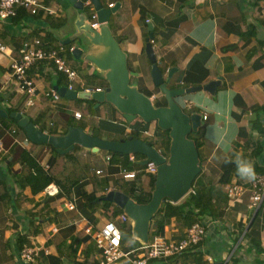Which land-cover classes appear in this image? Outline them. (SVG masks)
Wrapping results in <instances>:
<instances>
[{
  "label": "crops",
  "instance_id": "obj_1",
  "mask_svg": "<svg viewBox=\"0 0 264 264\" xmlns=\"http://www.w3.org/2000/svg\"><path fill=\"white\" fill-rule=\"evenodd\" d=\"M94 1L103 11L111 10L104 25L119 40L129 86L155 108L166 107L167 101L153 82L147 45L152 46L167 89L203 88L217 82L214 93L200 90L176 98L187 116L198 117L189 139L197 143L199 173L189 194L212 197L214 216L198 222L205 233L197 245L147 264H264V194L258 207L250 208L251 182L264 177V0H75L82 9L69 0H37L36 14L19 8L14 17L0 20V42L7 48L0 55V110H15L11 114L50 137H64L70 128H80L105 142L129 137L145 142L164 149L166 157L168 132L155 121L145 123L138 117L128 121L108 102L46 98L47 90L69 83L51 61L39 62L27 72L34 96L20 91L11 76V61L25 48L36 49L34 42L39 40L44 50L64 46L62 59L76 74L70 83L73 91L107 89L106 74L72 54L73 49H81V56L102 51L91 46L79 28V22H90ZM77 112L80 119L74 117ZM11 114L0 118L14 120ZM26 139L15 120L0 121V264H100L94 234L110 221L122 233L123 252L141 245L132 236L131 221L121 220L126 215L112 194L137 204L151 197L155 174L146 172L145 156L80 145L61 154L48 143ZM237 158L252 165L253 179L238 174ZM124 172L135 177L125 179ZM226 186L240 187L239 197L228 198ZM49 189L54 192L48 194ZM189 194L171 204H181ZM188 229L183 221L171 218L151 239L149 228L147 244H177ZM26 248L34 251L32 263L21 258ZM117 264L131 263L124 259Z\"/></svg>",
  "mask_w": 264,
  "mask_h": 264
},
{
  "label": "water",
  "instance_id": "obj_2",
  "mask_svg": "<svg viewBox=\"0 0 264 264\" xmlns=\"http://www.w3.org/2000/svg\"><path fill=\"white\" fill-rule=\"evenodd\" d=\"M69 2L74 4L75 8L82 9L81 6L75 5L77 1L75 3V0H69ZM93 5L97 22L101 24L99 30H92L89 23L84 24L83 22H79V28L84 30L81 33H85L91 46L101 48L102 51L96 54L92 50L90 54L81 56L83 55L81 49H73L72 54L76 59L86 58L98 71L105 73L108 88L93 93L69 91L66 88H55L54 90L59 97H66L70 100H93L97 105L103 102L111 103L128 121H132L135 117L145 123L155 121L160 130L168 132L167 156L162 155L150 144L130 137L126 141L105 142L87 135L80 128H70L64 137H50L36 130L27 119L20 115L11 114L10 117L25 130L28 141L48 143L61 154L72 150L74 145H80L94 151L104 150L120 155L141 154L145 156L143 165L148 162L154 163L156 166L154 189L147 203L137 204L123 195L112 194L114 201L122 208L132 223V236L141 245H147L151 219L157 213L162 202L169 200L170 203L176 204L186 197L199 173L197 148L195 143L189 139V135L196 131L198 117L187 116L176 102V98L200 90L214 93L217 82H212L203 88L167 89L156 64L152 46L147 45L146 53L152 64L153 82L155 86L160 87V91L167 101L166 107L155 108L147 97L129 86V74L125 56L119 47V40L115 39L107 26L104 25L108 21L107 16L111 10L103 11L101 5L96 1L93 2ZM6 116V113L0 110V117Z\"/></svg>",
  "mask_w": 264,
  "mask_h": 264
},
{
  "label": "built area",
  "instance_id": "obj_3",
  "mask_svg": "<svg viewBox=\"0 0 264 264\" xmlns=\"http://www.w3.org/2000/svg\"><path fill=\"white\" fill-rule=\"evenodd\" d=\"M113 5H109L111 8ZM22 8L28 11L31 15L37 13L39 4L37 0H0V20H6L8 18L14 17L16 15V10ZM90 28L92 30H98L101 26L97 22L96 13H92L90 16L89 22ZM34 44L37 46L36 49H24L22 56L19 59H14L11 61L10 70L11 76L16 80L19 85L20 91L30 95H35L34 84L27 77L28 70L33 67L35 64L43 61H51L56 70L64 73L68 80V86L66 89L73 91L71 82L75 80V72L67 66L63 61L61 54L64 51V46L60 45L57 49L53 50H44L39 47L40 41L36 40ZM6 47L0 42V55L6 52ZM100 89H86L83 92L93 93L99 92ZM46 98H51L54 101L59 100V95L55 90L49 89L44 93ZM31 104V102L29 103ZM76 119L81 118L80 113H74ZM206 119V116H203V120ZM25 142H28L26 139ZM161 154H165L164 149H160ZM3 154V148L0 144V156ZM1 161V158H0ZM146 172L148 174L154 175L156 173V166L152 162L146 164ZM99 173V172H96ZM125 179H133L135 177L134 173L124 172ZM53 189L47 190L48 194H52ZM225 192L228 198H238L241 189L238 186H226ZM264 194V177H255L251 182V197H250V208H257L261 203ZM121 220L123 222L127 221L126 216H122ZM205 231L202 225L194 224L186 232L185 237L177 244L174 243H158L153 242L147 245H142L135 250L129 252H123L121 248L122 243V233L118 227L113 222H107L99 231L94 234V241L96 247L101 251L102 260L100 264H117L120 260L127 259L131 264H147L149 260L174 256L183 253L185 250L191 246L197 245ZM34 251L32 249H23L21 252V258L26 263H32L34 261Z\"/></svg>",
  "mask_w": 264,
  "mask_h": 264
},
{
  "label": "trees",
  "instance_id": "obj_4",
  "mask_svg": "<svg viewBox=\"0 0 264 264\" xmlns=\"http://www.w3.org/2000/svg\"><path fill=\"white\" fill-rule=\"evenodd\" d=\"M15 112H16L15 110L6 111L7 114H11ZM1 120L2 121L9 120L10 122L14 123V120L10 119L9 117L7 119L0 118V121ZM165 146H166V150H168V146L167 145ZM212 199H213L212 197L209 199L208 197L205 198L204 196L195 193V194H189V196L179 205H172L169 200H164L153 218L154 221L152 225H150V229L152 227V233H150V239L153 238L154 236H157L160 230L163 229V227L169 222L171 218H175L176 220L183 221V224L190 228L194 223H198V222L201 223L202 220L204 219V216H208V215L214 216L215 206L214 204H211ZM149 200L150 198L144 202H141L142 200L138 201V203L145 204ZM137 245L139 247L141 246L140 244Z\"/></svg>",
  "mask_w": 264,
  "mask_h": 264
},
{
  "label": "clouds",
  "instance_id": "obj_5",
  "mask_svg": "<svg viewBox=\"0 0 264 264\" xmlns=\"http://www.w3.org/2000/svg\"><path fill=\"white\" fill-rule=\"evenodd\" d=\"M163 155V154H162ZM238 159L237 172L242 178L253 179L255 176L254 169L252 165L246 161ZM142 246V245H141Z\"/></svg>",
  "mask_w": 264,
  "mask_h": 264
},
{
  "label": "rangeland",
  "instance_id": "obj_6",
  "mask_svg": "<svg viewBox=\"0 0 264 264\" xmlns=\"http://www.w3.org/2000/svg\"><path fill=\"white\" fill-rule=\"evenodd\" d=\"M165 154H166V152H165Z\"/></svg>",
  "mask_w": 264,
  "mask_h": 264
}]
</instances>
